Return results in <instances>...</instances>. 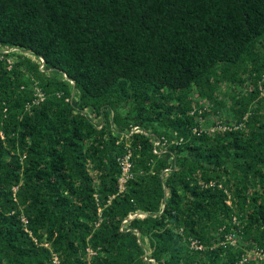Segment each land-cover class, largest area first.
Here are the masks:
<instances>
[{
    "label": "trees",
    "instance_id": "obj_1",
    "mask_svg": "<svg viewBox=\"0 0 264 264\" xmlns=\"http://www.w3.org/2000/svg\"><path fill=\"white\" fill-rule=\"evenodd\" d=\"M262 74L264 0H0V264L264 248Z\"/></svg>",
    "mask_w": 264,
    "mask_h": 264
},
{
    "label": "built area",
    "instance_id": "obj_2",
    "mask_svg": "<svg viewBox=\"0 0 264 264\" xmlns=\"http://www.w3.org/2000/svg\"><path fill=\"white\" fill-rule=\"evenodd\" d=\"M259 96L264 97V74L260 76V78L257 80V86H256ZM38 97H42L41 94H38ZM226 130L228 128L217 124V126L210 128L211 132H214L215 130ZM136 130L133 129L131 133L135 132ZM159 142L154 143V146H157ZM119 167H120V176L117 180V191L120 193L123 190H125L126 183L132 178L131 175V153L130 151H127L121 158L118 159ZM213 183H209L208 186H213ZM227 205H230V199L226 201ZM99 211V210H98ZM21 221L23 224L26 223V220L21 217ZM233 224H237V218L232 217ZM229 230H226V229ZM26 231V229L24 228ZM218 232H221V239L219 240V245L230 247L232 249L238 248V242L240 240V235L236 232L234 227L231 226V228L227 227L226 225H223L222 227H219ZM188 248L195 251H202L203 247L202 245L194 239H188L187 240ZM89 255H93L92 251L86 250ZM51 264H60L59 258L55 255L52 256ZM237 264H264V248H254L246 250L242 253L239 261Z\"/></svg>",
    "mask_w": 264,
    "mask_h": 264
},
{
    "label": "rangeland",
    "instance_id": "obj_3",
    "mask_svg": "<svg viewBox=\"0 0 264 264\" xmlns=\"http://www.w3.org/2000/svg\"><path fill=\"white\" fill-rule=\"evenodd\" d=\"M12 51H15V49L11 48Z\"/></svg>",
    "mask_w": 264,
    "mask_h": 264
}]
</instances>
